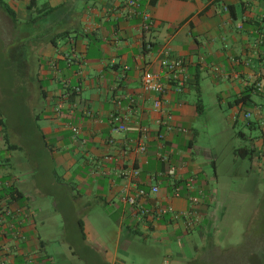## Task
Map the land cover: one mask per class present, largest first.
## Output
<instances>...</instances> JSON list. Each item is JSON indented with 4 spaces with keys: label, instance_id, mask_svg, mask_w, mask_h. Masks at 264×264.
I'll use <instances>...</instances> for the list:
<instances>
[{
    "label": "crops",
    "instance_id": "0c3cea01",
    "mask_svg": "<svg viewBox=\"0 0 264 264\" xmlns=\"http://www.w3.org/2000/svg\"><path fill=\"white\" fill-rule=\"evenodd\" d=\"M4 1L17 21L0 5V54L8 58L4 67L13 73L21 102L8 103L11 96L0 80V261L55 264L48 246L67 227L68 214L79 235L75 250L77 243L97 246L95 252L87 250L97 256L91 264H126L131 249L153 246L163 249L162 264H189L183 250L177 252L179 260L174 258V245L195 230L205 237L214 222L208 200L214 196L207 194L209 183L196 159L202 153L216 167L212 154L196 145L204 82L214 88L220 105L227 100L232 111L227 122L249 129L238 135L248 142L242 148L254 153L242 159L251 160L263 187L247 199L258 198L256 215L264 218V88L257 89L264 81V0H137V6L131 0ZM144 14L154 22L150 31L144 29ZM167 55L187 62L179 81L161 67ZM145 72L160 77L164 109L173 115L169 124L153 108L155 96L142 89ZM130 106L128 130L115 131L111 117L124 115ZM25 137L33 144H21ZM140 141L148 146L145 154L128 150ZM45 164L50 174L44 181L26 178V172ZM132 168L140 170L138 179L125 175ZM134 184L159 188L148 207L160 202L178 213L194 208L198 226L186 230L184 221L169 215L140 222L123 199ZM46 200L54 203V214L42 209ZM95 210L115 217L112 246L101 237L90 243L89 228L95 227L83 218ZM53 215L65 220V226L57 223L50 230L54 236L42 231ZM81 218L87 241L81 238ZM256 233V243H264V231ZM194 246L199 256L210 253L205 260L218 264H264V255L246 262L244 256L234 262L213 257L222 248L210 239Z\"/></svg>",
    "mask_w": 264,
    "mask_h": 264
},
{
    "label": "rangeland",
    "instance_id": "374dc122",
    "mask_svg": "<svg viewBox=\"0 0 264 264\" xmlns=\"http://www.w3.org/2000/svg\"><path fill=\"white\" fill-rule=\"evenodd\" d=\"M7 61L8 58L0 54V80L3 81L4 86H7L6 91L9 93V96L13 98V100L10 98L8 103L16 105L21 101L17 103L18 95L13 90L15 84L13 83L15 82L13 73L4 67ZM203 85L201 100L203 102L204 111L198 115L194 123L198 130L196 145L203 150L206 149L212 154V160L215 162L216 167L211 163V160L202 153L196 155V159L201 164L204 172L201 178L207 179L209 183L207 194L214 196V200H210L208 197L209 203L212 205L211 211L214 215V222L211 225L208 220L205 221L204 224H209L211 227L204 233L205 237L203 238L196 230V232L194 231L193 233L186 234L183 243L180 245L181 247L174 245L173 255L174 258L179 260L177 252L183 250L190 259L189 264H218V262L205 260L210 256V253L204 254L202 257V255L199 256L195 250L194 244L202 247L206 244L207 240L210 239L215 246H221L222 248L220 252L214 251L215 253L211 254V256H221L219 259H224L228 262H234L235 258L244 256L246 262L247 260H252L255 257L264 255V243H256L258 236L256 232L264 231V218L258 214L256 215L260 201L258 198H256V200L247 199V195L249 193L252 194V192H258V190L263 187V183L261 182L260 176L256 173V169L254 167L252 169L251 160H243L239 156L234 155V150L248 145V142L238 134L240 132L249 133V129L241 125L234 128L228 123L227 121L231 117L232 111L228 107L227 100L220 105L214 88L209 86L207 82H204ZM245 109L246 108L243 109L244 112ZM252 121H256L255 116H253ZM257 131L258 130H254V133ZM20 142L23 145H31L34 139L25 137L22 138ZM26 153L28 155V151ZM26 153L24 155L27 160L28 157ZM32 160V163L36 161L34 157H32ZM49 174L50 168L48 164H45L42 165L41 168L38 166L36 172L33 171L32 168L29 172L25 173V176L30 179V176L34 175L33 178L44 181L45 177H49ZM41 202H46L44 205H47H41L42 209L49 212L51 211L54 214L53 202L50 200ZM68 216L67 214L65 219L68 224L67 227L59 229L56 235L55 232L52 233L50 230H55L57 223H63V226H65V220H63V218L53 215L51 222L46 224L42 229L45 233L48 231L52 233L53 236L55 235L54 238L57 239V241L48 246V252L55 259V264L94 263L97 260V256L89 253L84 247H81L79 243H77L78 246H76L77 250L73 247V242L75 243L79 240V235L77 231H75V233L73 232V218ZM83 219L89 221V223L95 227V230H90L89 228L88 237L91 241L90 243L94 242L93 240L95 237H101L108 245L112 246L114 244V229L116 227L115 217L106 215L105 211L98 213V211L95 210L92 216L88 215ZM138 238L139 237H137V239ZM255 244L259 246V251L255 247ZM233 246H235L234 249L231 248ZM96 247L97 246L91 248L96 250ZM147 247L152 248L150 243H148ZM153 247L154 250L131 249L127 259H125L126 264H162L165 259L163 249L158 248V246ZM97 250L100 249L97 248ZM100 251H102V249ZM73 252H76V254ZM119 257L124 259L122 255ZM191 258L197 260L192 261Z\"/></svg>",
    "mask_w": 264,
    "mask_h": 264
},
{
    "label": "built area",
    "instance_id": "2783aa9c",
    "mask_svg": "<svg viewBox=\"0 0 264 264\" xmlns=\"http://www.w3.org/2000/svg\"><path fill=\"white\" fill-rule=\"evenodd\" d=\"M131 6H137V0L130 1ZM144 20V29L150 31L154 27V22L151 21L150 17L145 15L143 16ZM161 67L165 70L172 78L175 80L180 79L186 72L187 62L182 58H175L167 55L161 61ZM183 85H181L182 87ZM180 87V88H181ZM264 88V81L260 82L257 85L258 90ZM142 89L146 94H153L155 98L153 99V108L160 112L164 117V123L169 124L172 121L173 115L165 111L163 96L165 94V88L160 82V77L157 74L151 72H145L142 77ZM131 106L128 107V111L124 115H113L111 117V123L114 126V130L117 132H126L128 130V123L130 121ZM183 131V130H182ZM74 132L77 135L78 129L74 128ZM144 133H147V129H143ZM162 138V136L160 137ZM128 150H131L137 154H145L148 150L146 142L140 141L133 146H130ZM164 162L170 163V155H163L160 157ZM176 168L173 167L172 171H175ZM125 175L131 179H138L141 175V172L137 168H132L128 172H125ZM133 192L129 191V188L124 192V202L131 206L134 209V213L140 222L149 221L152 223L164 220L168 215L171 216L172 220L184 221L186 230H194L198 226V217L194 208H191L189 211L178 213L170 206H163L160 202H157L154 206L148 207L146 203L156 196L159 192L157 186L151 187L150 190L139 187L138 185H133ZM179 193V190H178ZM0 264H8L7 260L0 261Z\"/></svg>",
    "mask_w": 264,
    "mask_h": 264
},
{
    "label": "trees",
    "instance_id": "16d2710c",
    "mask_svg": "<svg viewBox=\"0 0 264 264\" xmlns=\"http://www.w3.org/2000/svg\"><path fill=\"white\" fill-rule=\"evenodd\" d=\"M0 5H1L2 9L5 11V13L12 19V21L16 22L17 21V15H16L15 11L4 0H0ZM244 99L246 100V98H244ZM200 107L201 106L198 105L199 109H200ZM253 153H254V151L249 149V148H239V149L235 150V155L239 156L240 158H244V159L250 157ZM78 225L80 228L82 240L87 241V236L85 233V223H84V220L82 218L78 220ZM85 247H87L86 250H89L90 252H95V250L93 248H91V246L86 245Z\"/></svg>",
    "mask_w": 264,
    "mask_h": 264
}]
</instances>
